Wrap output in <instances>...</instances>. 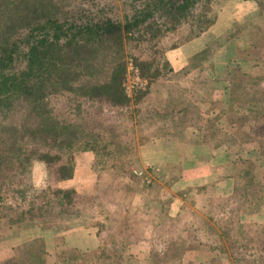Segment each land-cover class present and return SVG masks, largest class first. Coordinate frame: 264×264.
<instances>
[{
	"label": "trees",
	"instance_id": "16d2710c",
	"mask_svg": "<svg viewBox=\"0 0 264 264\" xmlns=\"http://www.w3.org/2000/svg\"><path fill=\"white\" fill-rule=\"evenodd\" d=\"M212 1L123 0L127 8L119 17L108 12L104 0H0V190L5 184V175L27 172L33 160L52 168L58 180L71 178L75 167L74 151L85 149L87 145L96 154L108 158L102 159L106 167L122 168L125 160L121 155L127 150L130 152V146L114 144L109 147L108 140L100 146L105 148L99 150L95 144L99 140L94 133L97 122L93 115L125 110L132 118V104L145 98L149 90L148 86L140 90L132 103L133 98L124 85L128 61L148 83L172 71L164 54L167 47L175 45L172 40L164 43L168 34L183 27L189 32L188 38L199 36L215 21ZM140 48L151 52L143 56ZM192 64L190 59L188 67ZM260 77L248 78L252 92L243 94V98L229 91L230 103L238 99L242 104L236 108L230 105L229 120L238 126H249L258 137V154L254 157L241 156L239 148L233 156L227 147L234 175L244 179L241 186L235 184L233 187L231 200L235 202L238 195L243 197L241 189L259 181L258 168L264 162V89L260 87ZM240 82L241 86L245 85V80L239 79L233 83V89L236 90ZM50 191L59 203L58 213L74 216L67 205L74 202L76 190L57 186ZM86 197L96 204L92 202V213L87 214V218L83 217L88 211L84 207L75 210L78 224L96 226L101 236L104 220L98 213H103L104 206L96 201L95 194ZM254 198L257 201L259 195L254 194ZM34 203L33 200L29 205V211L35 210ZM47 203L50 204L51 199ZM228 203L227 200L219 205L226 207ZM98 204L101 208L94 207ZM255 204L247 199L246 208L238 211L236 217L231 213L234 209L229 208L225 209V218L212 217L211 212L203 216L193 211L198 222L186 229L197 233L203 228L211 237L214 231L216 241L223 237L221 241L227 242L233 259L243 264H264V240L248 252L250 243L257 238L247 237V234L252 230L256 232L262 223L257 215L249 213L252 207L257 209L258 204ZM42 210L51 212L50 207ZM129 219L126 217L119 227L120 234L131 228L128 227ZM236 231L242 235L241 244L236 243L240 241L234 237ZM115 239L113 235L109 244L104 243L95 258L103 257L109 264H123L120 251L126 244ZM64 252H70L74 258L73 248H65L61 255ZM169 256L165 260L174 259L169 264L181 263V256Z\"/></svg>",
	"mask_w": 264,
	"mask_h": 264
},
{
	"label": "rangeland",
	"instance_id": "374dc122",
	"mask_svg": "<svg viewBox=\"0 0 264 264\" xmlns=\"http://www.w3.org/2000/svg\"><path fill=\"white\" fill-rule=\"evenodd\" d=\"M104 1L108 6V12H112L114 14L116 13V15H118L119 17L122 16V13L127 8V5L123 2V0ZM258 4L261 12L264 11V0H261L260 3L258 2ZM211 5L212 11L215 14L231 12L232 14L238 15L240 13H245V10L250 9V6L243 5L241 3V0H233V2H228V0H213L211 2ZM238 20L239 17H236L234 22ZM234 30L236 31V36L235 38L231 37L229 39L230 41L228 43V51L234 49L237 44L240 45L244 43L243 40L245 39L250 40L251 44H255L253 45V51H255L257 46L258 48L264 46V15H261V17L259 16L256 22H242V24L240 23V25ZM207 31L208 30H206V32ZM188 33L189 32L186 28L180 27L168 34L169 37H167L168 39H166L164 43L169 44L173 41V43L175 44L172 48L167 47L164 52L165 57L170 62L171 66V61L179 60L182 55H184L186 59L189 56H186L187 53L185 54V51L183 49H185L186 47L187 51H189L191 47L187 45V42L188 40L195 37L188 38ZM201 35L202 33L199 36ZM205 36L207 37L206 39H208V42L205 44L204 48L199 49L198 51L194 52V54H191L188 57V60L190 58L191 62H194L195 65H201L204 59L212 61V59H214L216 50L220 46V40L212 33L210 35L205 33ZM236 39H238V42L236 41ZM139 51H141L143 56H146L149 52H151L150 49L142 48H140ZM241 52H236V57L233 56V59H243L244 53L243 51ZM246 54L250 55L251 52L246 51ZM236 64L238 66H236ZM240 64L241 63L234 61L233 64L226 66V70L228 71L227 74L230 75L231 79L234 78V81L230 83L231 92H233L236 96H239V98H243V94L252 92V83L250 82L248 77L242 74ZM210 69L212 70L213 74H215L212 66L210 67ZM195 71L196 70L191 72V74H195ZM208 71L209 70H207V67H205V76L206 74H209ZM185 73V69H179L176 72L173 68L172 71L159 76L158 79L156 78V80L152 83H148V79L144 78L146 80V83L145 85L141 86L139 82L135 83L137 79L133 78L132 73L128 71L124 82L128 80L126 81L127 86L125 88L129 87V91H127V93L130 98H133L131 99L132 103L134 101V97L138 94V92L140 90H145L147 86V90H149L148 93L150 92L149 94H151L152 96L151 99L147 100L146 94L145 98L141 99L137 103H133L131 111V113H133L132 118L128 117V113H126L125 110L123 112H105L104 114H99L98 112H96L93 115L94 121L97 122L94 123L95 132H93L97 135V138L99 140L95 144L98 145L99 150L102 151L105 148L100 146H103L104 143H107L105 141L108 140L110 141L109 147H112L114 144H119L121 147L125 146V144H128L130 146V152L127 150L125 151L126 153H123L121 155L122 159L125 160V164L122 168H109V166L106 167L105 164H103L102 159L108 158L103 154H96L95 150L89 149L87 145L86 147H84L85 149L78 148L74 151L73 158L75 162V176L71 178L58 180L55 177L53 169L50 167L47 168L44 163L39 160H33L29 165V170L27 172H12L10 177H8V175H5V184L0 190V253L2 254L7 250V241L9 240L8 236L14 237L15 239L17 238V240L20 241L19 239L21 237H19V235H23L22 233L26 229L29 230L30 228H34L33 230L37 231L50 227L54 232L63 231L68 225L70 226L72 224H77L78 222H80L75 210L82 207H84V210H88L86 215H83V217L87 218V214L92 213V211L90 212V210L93 206L92 202L94 201H91L86 196L95 194L96 201H99V204L102 203V205L104 206L103 208H101V205L99 204L94 206L101 208L103 211L102 214L101 212L98 213V217L104 220V227L101 230V236L104 240H100V247H97V243H92V239H89L88 235H78L76 241H79L82 237V239L84 240L83 247L86 249H83V258H81L80 264H109L108 261L103 259V257H99L98 259H96L95 257L97 255L94 256V254H98L99 249L104 243H110V239L113 236L112 234H115L119 220H117L116 225L115 221L119 217V214L122 210L121 208L122 206L124 207L125 202L126 212H128L127 210L130 205H132L131 207L133 208L131 209V211H133L129 212L128 215L132 219V226L130 229H127V231L121 233L122 237L126 240L139 239L141 237L140 232H143L146 227L142 228L141 225H138V223H143L144 220L148 218L147 216H151L153 213V210L150 211V209H146L148 207L145 206L144 209L146 210L143 211V213H140V209L138 210V208L133 207L134 203H132V196L130 197V194L133 191L142 190L143 192H145V188L150 187L156 182H160L164 186L172 187L174 192L178 193V195H180L182 198L184 197L182 200L186 199L185 197H187L188 195L186 194V196H184L183 194L187 191V189L183 185L185 180H178V178L176 180V171H178L177 168H179V166L174 169H172L171 167L173 164H176L174 159L172 158H174V156H176L179 151L187 152L189 146L185 142L182 144V146H173L169 145L168 143H164L165 146H158L157 148H144L142 155L140 152V147H138V144L143 141L147 135V133L144 132L145 129L149 126V123L146 121L148 117L145 114V112H147V109L153 110L151 107H155L158 105L157 108H160V110L157 111L159 113L158 118H166L170 120L172 119V116L169 115L170 111L167 110L168 105L166 104L165 107V105H163L162 102L154 96L158 95L162 97V93H164V95H166L168 98H178L181 91L183 93L189 92L194 90L195 87H198L197 84L194 83V86L192 83H190V80L182 79L178 81L176 77H181ZM218 73L219 72H217L216 74L218 75ZM258 73L261 75L260 78H262L260 80V82H262V85H260V87L264 89V67L260 68ZM173 76L175 78H173ZM140 78L143 79L142 77ZM236 78H239L240 80L244 79L245 85L241 86L240 82L235 90L233 89L232 85L233 83L239 81H236ZM217 85L219 87V84ZM199 86H202V83L199 84ZM146 101L147 104L145 105ZM231 104L233 108H236L235 106L239 105L242 106V104H239L238 99L233 103H230V101H228L226 113L222 116L221 119V123L223 124V126H226V129L223 132L224 134L226 133V135H224L223 133L220 134L219 132L216 133L214 132V130L210 132V138L213 139L217 136L229 137V134L234 133L236 136L234 137L232 144L228 146L230 148V153H233L234 156V152L239 148L241 156L254 157L258 154V137L253 134L249 126H243L242 122H240L242 124L241 127L236 125L234 123L235 121L232 122L229 120V115L231 114ZM216 121L219 122L218 120ZM141 128H144V130L141 131ZM87 141L90 143L93 142L92 140ZM155 150H159L160 155H156ZM227 159V164L230 167L228 165H224L226 161L223 156L217 158V162L215 161L212 164L210 163L207 169L204 168V170L206 171L201 173L202 180L205 181L209 174L213 179L217 181L220 178H226L227 175L229 177H233V173H229V170L232 171L234 166L228 158V155ZM183 163L186 164V160L182 161V163L179 162V164ZM215 163L221 166H218L220 170L214 168ZM166 165H168L169 168ZM145 166H148L147 170H153V179L149 183H146L141 178V176L133 172V168L142 169ZM221 168L223 169V171H221ZM259 169V181L257 183L249 185V187H246L245 190L241 189L243 197L238 195V198L240 200L238 199L237 202H235V199L231 200L232 194L225 196L212 195L208 199L207 203V199L205 201V199H202L201 197L196 199L197 201L195 203L199 211H195L194 209L192 210L188 206L186 209L183 208V211L179 210L177 215H174L172 217L163 216V223L166 222V226H164V228L160 227L157 229H151V227H147V235L150 236L149 239L152 240V242L150 241V244L147 245L151 246L150 249L153 251L155 259H151L149 257L142 258L132 254L126 259H123L125 261L123 264H169L170 260H174H165V258L170 257L169 255L181 256V263L179 264H243L241 260L233 259L229 250V245L226 241H221L222 239L224 240L223 237H219L217 241L215 240L216 235L213 234L215 233L214 231H212L213 233L211 237V235L207 233L203 228H201L197 233L194 230L191 231L186 228H188L190 224L193 225L194 222H198V216L193 213V211L198 215L200 214L203 216L211 212L212 217L225 218V209L229 208L230 210L234 209V211L231 213L236 217L238 211L242 210L244 207L246 208V205L244 204L246 203L247 199H250L252 203L255 201V206L258 204V207L257 209L252 207V209H249L251 210L249 213L253 216L257 215V220L262 221L260 226H258V230L256 232L252 230L247 234V237L257 238L253 239L250 243L248 252L255 250L259 246L260 241L264 240V162L258 168V170ZM189 172L192 175L194 174L195 170L190 169ZM234 177H236L237 181L236 183H234V185L237 184L238 186H241L244 181L243 177ZM57 186L72 187L74 188V190H77V196H74L73 198L74 202H72L70 205H67L69 210H73V213L71 214L74 216H72L71 218L68 214L65 215L64 213H58L57 211L59 209V203L56 201L55 196L50 191ZM160 186L162 187V185ZM201 186L202 185L197 186L198 191H201ZM166 191L170 193L169 190ZM254 194L259 195V199L257 201L254 198ZM49 199H51L50 204L54 206L53 209L51 208V205L47 203ZM33 200L35 201V210L33 209L29 211L28 207ZM227 200L229 201V203L226 204V207L225 205H219L220 202L226 203ZM189 201L191 203V200ZM94 204L96 203L94 202ZM48 207H50L51 209L50 213L48 211L42 210L43 208ZM20 213L24 214L20 216ZM29 218H32V220H29ZM45 219H47V221L53 222L49 224V222L45 221ZM42 221L44 222L42 223ZM130 221L131 220L129 219L128 222ZM211 221L215 223L213 218ZM177 230L179 232L177 233L176 238L175 231ZM108 232H110V235ZM116 232H118V229ZM236 233L237 234H234V237L240 240L236 243L241 244V240H243L242 235H240L238 231H236ZM179 237L182 239V241H178ZM211 240L213 241L210 242ZM62 246L63 245H61V247ZM145 246V243L141 246L136 244L132 246L131 250L136 253L140 250H144L146 248ZM37 249H39L38 245ZM76 250L78 251V249ZM186 250H188L187 252H195V254L197 253L198 257L193 259V255L190 253L189 260H187L186 256L183 258V253ZM196 250L200 251L196 252ZM242 252L244 253L246 251L242 250ZM64 255H68V257H66L65 259L63 258ZM63 256L57 258L62 259L63 264L74 263V261H70L73 258H69L72 256L70 252H64ZM57 259H52L51 264H59L57 262Z\"/></svg>",
	"mask_w": 264,
	"mask_h": 264
},
{
	"label": "crops",
	"instance_id": "0c3cea01",
	"mask_svg": "<svg viewBox=\"0 0 264 264\" xmlns=\"http://www.w3.org/2000/svg\"><path fill=\"white\" fill-rule=\"evenodd\" d=\"M228 2H233V0H228ZM241 3L243 5H249L250 9H247L245 10V13H240L238 15L232 14L231 12L215 14V21L206 29L208 31L206 32V30H204L201 36L188 40L187 45L191 47L189 51H187L186 47L183 49L185 54L187 53L186 56L194 54V52L204 48L205 44L208 42L205 33L208 35L212 33L220 40V46L216 50L212 61L204 59L201 65L192 64L191 68L188 67V61H190V58L188 60L189 56L186 59V57L182 55L179 60L171 61L174 71L177 72L179 69L186 70V73L183 74V76L176 77L178 81L186 79L190 80V83L193 85L194 83L198 85V87H195L192 91L184 93L181 91L178 98H168L164 95V93H162V97L158 95L154 96L157 97L162 104L165 105V107L166 104L168 105L167 110L170 111V113H168L172 116V119H159V113L157 111H159L160 108H157L158 105L151 107L153 110L147 109V112H145L148 117L146 121L149 123V126L144 131L147 133L146 138L138 144L141 155L144 148H157L158 146H165L164 143H168L173 146H182L185 142L189 146L187 152L179 151L178 154L172 158L176 164H173L171 167L174 169L179 166L180 169L177 168L178 171L175 170L177 173L176 180L178 178V180L186 181H184L183 185L187 191L183 194L184 196H186V194L188 196L185 197L186 199L182 200L184 197L182 198L178 195V193L174 192L172 187L164 186L160 182H156L150 187L145 188V192L142 190L133 191L130 194V197L132 196V203H134L133 207L138 208V210L140 209V213H143L146 209H150V211L153 210L152 215L147 216L148 218L145 219L143 223H138V225H141L142 228H164V226H166V222L163 223V216L172 217L177 215L179 210L183 211V208L186 209L188 206L192 210L194 209L195 211H199L195 204L197 201L196 199L198 198L202 197L205 201L207 199V203L208 199L212 195L225 196L232 194L234 183L237 182L236 177H234V168L232 171L229 170V173H233V177H229L227 175L226 178H220L218 181L213 179L210 174L204 181L202 180L201 173L206 171L204 168L207 169L210 163L212 164L215 161L217 162L216 159L222 156L226 161L224 165H228L227 147L232 144V141L236 136L232 133L229 134V137L217 136L213 139L210 138L211 131L215 130L214 132L222 134L226 129V126H223L221 123V119L222 116L225 115L228 107L230 83L234 81V78L231 79L230 75L227 74L228 71L226 70V66L233 64L234 61L241 63V72L248 78L258 75L260 77L261 75L258 71L260 68L264 67V46L260 48L257 46L255 51H253V45L255 44H251L250 40L245 39L243 40L244 43L240 45L237 44L234 49L228 51L229 39L231 37L235 38L236 36V31L234 29L244 21L256 22L259 16L261 17V15H264V11L261 12L259 4L255 0H241ZM236 17H239V20L234 22ZM236 41L238 42V39H236ZM235 50L236 52L239 51V53L243 51L244 54L243 59H241L242 61L233 59V56L236 57ZM246 51L251 52L250 55L252 56L247 55ZM211 66L213 67L215 74H213L210 69ZM236 66L238 65L236 64ZM205 67L209 70V74H206V76ZM194 70H196V73L191 74ZM217 72H219L218 75L216 74ZM173 78L175 77L173 76ZM238 80L239 78H236V81ZM201 83L202 86H199ZM217 84H219V87ZM149 93L147 94V100L152 97ZM146 104L147 101L145 105ZM143 130L144 128H141V131ZM224 135H226V133ZM155 151L156 155H160L159 150ZM184 160H186V164H179V162L182 163ZM166 166L168 167V165ZM218 166L221 167L215 163L214 168L219 169ZM190 169L195 170L194 174H190ZM221 171H223L222 168ZM73 176H75V170ZM160 185H162V187ZM199 185H205V188L198 191L197 186ZM166 190H169L170 193ZM189 200H191V203ZM125 205L126 202L124 207L122 206L121 208L122 210L119 214V219L117 218L115 221L116 225L117 220H119L117 229L122 227L125 218L129 215V212L133 211H131L133 208L131 207L132 205H130L127 210L128 212H126ZM144 206L148 208L144 209ZM130 220L132 219L130 218ZM129 226H132L130 222H128V227ZM146 228L143 232H140L142 235L140 234L141 237L139 239L133 240L124 239L119 233V230L116 232L117 229L115 234L111 233L116 236L115 240L118 239L126 244L123 246V250L120 251L123 259H126L132 254L142 258L149 257L151 259H155V255L150 249L151 246L147 245L150 244V241L152 242V240L149 239L150 236L147 235ZM33 229L34 228H30L29 230L26 229L22 233L23 235H19V237H21L19 239L20 241H18L17 238L15 239L14 237L8 236L9 240L7 241V250L2 254L0 253V264H51L52 259L55 260L58 257L63 256L61 255V252L67 247L74 249L75 258L69 257L70 259L72 258L70 261H74L73 264H80L81 258H83V252L86 249L83 247L84 240L82 237L79 241H76L77 236H82V234L88 235L89 239H92V243H97V247H100V240H102V237L97 234L96 226H83L82 223H77L76 225H72L68 228L66 227L63 231L58 232L52 231L50 227L37 231ZM178 232V230L175 231L176 238ZM178 241H182V239L179 237ZM144 243L146 244V248L144 250H140L136 253L131 250L132 246L136 244L141 246ZM37 245L40 249H37ZM61 245L65 246L61 247ZM76 249H78V251ZM36 251H38L39 255ZM187 251L188 250L183 253V258L186 256L187 260H189L190 253L193 255V259L198 257L197 253L195 254V252ZM198 251L200 250H196V252ZM95 255L97 254H94V256ZM66 257H68V255L63 256L65 259ZM57 262L59 264H63L62 259H57ZM112 264L117 263L113 262Z\"/></svg>",
	"mask_w": 264,
	"mask_h": 264
},
{
	"label": "built area",
	"instance_id": "2783aa9c",
	"mask_svg": "<svg viewBox=\"0 0 264 264\" xmlns=\"http://www.w3.org/2000/svg\"><path fill=\"white\" fill-rule=\"evenodd\" d=\"M131 72L132 73V77L136 78L137 80L135 81V83L139 82L141 86L145 85L146 80L143 78L141 79L138 73V69L132 64L131 61H128L127 63V73ZM128 77V75H127ZM128 81V80H126ZM126 81L124 82L125 87L127 86ZM126 92L129 91V87L125 88ZM148 166L143 167L142 169H134L133 168V172L136 173L137 175L141 176V178L146 182L149 183L152 181L153 179V170H147Z\"/></svg>",
	"mask_w": 264,
	"mask_h": 264
}]
</instances>
